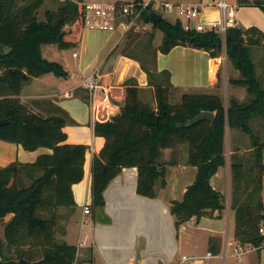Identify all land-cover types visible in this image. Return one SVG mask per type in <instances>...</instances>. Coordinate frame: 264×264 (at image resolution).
<instances>
[{"label": "trees", "instance_id": "1", "mask_svg": "<svg viewBox=\"0 0 264 264\" xmlns=\"http://www.w3.org/2000/svg\"><path fill=\"white\" fill-rule=\"evenodd\" d=\"M44 3L0 0V118L8 120L0 127V139L22 144L29 151L40 147L52 150L40 154L34 162L17 160L0 167V221L13 215L0 237V264L76 263L77 246L57 240L58 210L60 206H76L72 186L84 177L88 146L66 142L64 127L75 122L66 110L58 107L48 115L34 112L21 101L20 94L23 85L34 77L46 73L67 76L60 62L43 56L42 46H76L84 28V6L83 0H63L56 10L47 9L42 20L38 13ZM237 3L264 11V0ZM150 10L144 15L148 23ZM158 29L163 33L158 47H153V30L145 42L139 31L132 30L126 36L121 52L140 62L156 103L143 98V88L132 77L126 80L120 112L111 121L96 122V135L106 141L93 159L90 208L103 219L105 190L126 167L138 168L137 193L156 197L158 182L166 186L167 166L178 163L177 156L162 160L165 149L178 150L188 144L187 164L197 167V174L183 199L171 201L177 229L192 218L199 220L223 210L225 196L213 187L211 179L226 164L227 127L236 128L248 135L251 149L231 156L234 236L240 245L260 248L264 243V235L259 233L264 218V31L256 26L228 27L224 40L214 28L186 29L180 19L171 22L166 18ZM63 31L66 33L60 41ZM178 45L208 51L213 58L225 51L240 71V77L230 82L246 87L248 99L233 97L226 106L217 92H194L184 93L180 102H171V73L167 69L158 71L157 56L159 52L168 54ZM255 48L263 49L262 74H258L252 56ZM161 77L167 78L166 84ZM202 111H212L214 120L188 123ZM12 249L13 255L8 256L6 250Z\"/></svg>", "mask_w": 264, "mask_h": 264}, {"label": "crops", "instance_id": "2", "mask_svg": "<svg viewBox=\"0 0 264 264\" xmlns=\"http://www.w3.org/2000/svg\"><path fill=\"white\" fill-rule=\"evenodd\" d=\"M217 1L165 2L201 4L205 9L200 20L210 23L222 19ZM227 1L234 9L239 25L256 26L264 31V11L260 7L239 6L237 0ZM159 12L171 22L180 19L186 23L176 10L161 9ZM117 32L83 28L78 44L64 49L71 53L66 55L65 59L52 60L64 66L68 72L67 76L46 73L34 77L23 85L20 94L21 101L34 112L48 115L57 112L58 107L66 110L75 121L64 127L67 134L66 142L88 146L84 177L72 186L76 206L59 213V220L65 232L62 235L57 234L58 240L62 239L77 246L75 264H264V246L257 248L249 244L240 245L234 236L231 156L233 153H245L251 149L248 135L236 128L227 127L226 164L221 166L211 179L213 187L225 196L223 210L215 211L199 220L192 218L177 229L175 216L171 211V201L183 199L187 186L194 181L197 174V167L187 164L188 152L184 149L178 154V163L167 166L166 186L162 187L161 182H158L156 197L138 194V168L126 167L105 190L103 219L93 211L90 215L84 214V205L92 202L93 159L102 150L106 141L103 136L95 133L96 122L92 119L90 92L83 83L84 79L95 67L100 68L103 86L109 90L117 113L125 101L127 79L136 78L143 90L150 86L148 74L142 69L140 62L117 51L121 42V31L120 34ZM47 45H54L60 49L57 44ZM153 45L159 46L154 42ZM55 48L48 47V54H54ZM258 50H261L259 56ZM254 51L262 74L260 61L263 51L260 48H255ZM42 53L49 59L44 54L43 46ZM157 68L158 71L169 70L173 89H180L183 94L190 91L209 92L221 83L219 87L222 86L220 91L223 92L222 97L231 95V98L245 101L249 96L246 87L230 82L231 78L240 77V71L233 66L228 57L225 61L222 55L213 58L208 51L178 45L168 54L158 53ZM221 71H225V74H221ZM224 103L226 105L225 98ZM181 149L183 147L178 148ZM175 150L165 149L166 161L170 160L171 155L173 157ZM50 152L52 150L47 147L29 151L22 144L0 139V167L17 160L34 162L40 154ZM262 198L264 203V176ZM12 216L8 215L0 221L1 238L4 236V226ZM79 219L81 232L78 237L75 231L73 234L71 231L72 227L76 226L75 220L78 222ZM84 221L87 223L82 227ZM72 238L77 239V242H72ZM81 242L84 244L80 245ZM86 246L88 248H84ZM237 246L243 247L240 253L235 252ZM209 252L211 256L208 255Z\"/></svg>", "mask_w": 264, "mask_h": 264}, {"label": "built area", "instance_id": "3", "mask_svg": "<svg viewBox=\"0 0 264 264\" xmlns=\"http://www.w3.org/2000/svg\"><path fill=\"white\" fill-rule=\"evenodd\" d=\"M222 13V19L206 23L200 20L201 14L205 7L201 4H186L163 2L160 0H132V1H116V2H84V27L89 29L121 31V39L125 38L132 30L146 29L148 23L144 20V15L150 11L159 12L161 9L165 11L176 10L178 15L185 19L184 26L186 29L196 28L204 30L206 28H214L225 40L228 27L239 26L235 11L227 0H218L216 2ZM76 54V53H75ZM83 83L90 92V108L92 119L94 122L111 121L118 114L111 100L110 92L103 86L102 73L99 67H95L84 79ZM92 210L90 204L84 205V214L90 215ZM87 222L84 221L82 227ZM259 233L264 235V218L259 225ZM84 243H80L83 245ZM264 243L262 244V247ZM243 250L242 246L235 248L236 253ZM211 256V253H208Z\"/></svg>", "mask_w": 264, "mask_h": 264}, {"label": "rangeland", "instance_id": "4", "mask_svg": "<svg viewBox=\"0 0 264 264\" xmlns=\"http://www.w3.org/2000/svg\"><path fill=\"white\" fill-rule=\"evenodd\" d=\"M63 0H45V3H44V5L41 7V9L39 10V13H38V17H39V19H45V11L47 10V9H50V10H56L58 7H59V5H60V3L62 2ZM75 1H79V0H75ZM85 2H90V1H92V0H84ZM84 1H83V3H84ZM98 2H107V1H115V0H97ZM123 1H126V0H123ZM128 1H132V0H128ZM163 1V0H162ZM164 1H166V0H164ZM163 1V2H164ZM116 2V1H115ZM244 27V26H243ZM84 28H86V29H88L87 27H84ZM92 30H98V31H103V30H99V29H92ZM120 30V29H119ZM118 30V32L115 30V31H113V32H117L118 34H120V31ZM151 30H153L154 31V33H155V39L153 40V42H154V44L155 45H160L161 44V42H162V38H163V33H162V31L161 30H159V29H155L153 26H151V25H148V28H146V29H143V28H141V29H139V30H136V31H139V32H141L142 33V41L143 42H145L146 40H147V36H148V34L149 33H151ZM126 41H127V38L125 37V38H122L121 39V42H120V44H119V46H118V49H117V51H121L122 50V48L125 46V44H126ZM43 47H44V49H45V56L46 57H48L49 59H51V60H58V59H65V56L66 55H69V53H71V52H69V51H65L64 49H62V48H55V46L53 45V46H51V45H47V44H44L43 45ZM48 47H54L55 49H56V52H54V54H52V55H49L48 54ZM153 47H155L154 45H153ZM256 51V50H255ZM255 51H254V53H252V56H253V59H254V61L256 62V65H257V72H258V74H260V63H259V61H258V59L256 58V53H255ZM262 51H263V49H262ZM259 55H261V50H258V56ZM222 56H223V59L225 60V61H227V55H226V53H225V51H223L222 52ZM142 57L143 58H145L146 56L145 55H142ZM151 68H153L151 65H149ZM224 70V69H223ZM223 73V75L225 74V71H221V74ZM52 74V73H51ZM53 75V74H52ZM221 77V76H220ZM161 79V81L164 83V84H166V82H167V78L166 77H161L160 78ZM221 85V83H219V86ZM222 87V86H221ZM221 87H217L216 89H214V90H210L209 92H206V93H214V92H217V93H219V94H223V92H221L220 93V91H222V89H221ZM170 92H171V102H173V103H177V102H180L181 101V98H182V95H183V93H182V90H180V89H173V88H171V90H170ZM185 93H194L193 91H190V92H185ZM142 94H143V98L146 100V101H148V102H151V103H156L155 102V97H154V89H153V87H148V88H146L145 90H142ZM225 98V102H226V105H227V103L229 102V99L231 98V95L230 96H226L225 95V97L223 96V99ZM125 102V101H124ZM256 124H259V122H258V120L256 121ZM251 125L254 127L255 126V121L254 120H252L251 121ZM180 147H183V149H181V150H178V151H175V152H177V153H175V152H173V154H175L173 157H178V154L180 153V152H182L184 149H188V144H183V145H181ZM188 152V151H187ZM172 157V155H171V158L170 159H172L173 158ZM162 160L163 161H166V155H165V152H164V154H163V156H162ZM69 210V209H71V207H66V206H60L59 207V210H58V212L60 213L61 211H65V210ZM59 216H60V214H59ZM75 223H76V226H74V228L72 227V234L74 233V231H75V233L77 234V236L79 237V233L81 232V230H80V228H81V220L79 219L78 220V222L75 220ZM1 226V225H0ZM76 228V229H75ZM65 231H64V228H63V226L61 225V222H60V220H59V217H58V223H57V234H60V235H62L63 233H64ZM73 239V238H72ZM57 240H58V238H57ZM71 240V239H70ZM58 241H62V239L60 240H58ZM72 242H77V239H73V241ZM84 248H88V246H86V247H84ZM86 250H88V249H86ZM6 252H7V255L8 256H12L13 255V249L9 252L8 250H6Z\"/></svg>", "mask_w": 264, "mask_h": 264}, {"label": "water", "instance_id": "5", "mask_svg": "<svg viewBox=\"0 0 264 264\" xmlns=\"http://www.w3.org/2000/svg\"><path fill=\"white\" fill-rule=\"evenodd\" d=\"M149 17H150V22L152 23V26L155 29L159 28L160 22L162 21V19L164 18L162 13L157 12V11H150L149 13ZM66 31H63L60 36H59V40L62 41L64 39ZM214 116L215 114L212 111H202L201 113H199L198 115H196L194 118H192L188 123L189 124H194L200 120H204V119H208L210 121L214 120ZM8 122L7 119H2L0 118V127L5 125Z\"/></svg>", "mask_w": 264, "mask_h": 264}]
</instances>
